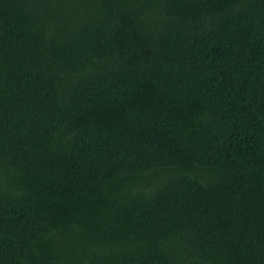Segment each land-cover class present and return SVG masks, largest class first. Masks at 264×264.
<instances>
[{"label":"trees","instance_id":"16d2710c","mask_svg":"<svg viewBox=\"0 0 264 264\" xmlns=\"http://www.w3.org/2000/svg\"><path fill=\"white\" fill-rule=\"evenodd\" d=\"M0 264H264V0H0Z\"/></svg>","mask_w":264,"mask_h":264}]
</instances>
